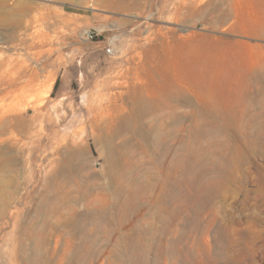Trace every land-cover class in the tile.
<instances>
[{
  "label": "rangeland",
  "instance_id": "1",
  "mask_svg": "<svg viewBox=\"0 0 264 264\" xmlns=\"http://www.w3.org/2000/svg\"><path fill=\"white\" fill-rule=\"evenodd\" d=\"M0 195V264H264V0H0Z\"/></svg>",
  "mask_w": 264,
  "mask_h": 264
},
{
  "label": "bare ground",
  "instance_id": "2",
  "mask_svg": "<svg viewBox=\"0 0 264 264\" xmlns=\"http://www.w3.org/2000/svg\"><path fill=\"white\" fill-rule=\"evenodd\" d=\"M29 7L28 6H26V7H24V8H22V12H23V14H27V13H29ZM38 22V21H37ZM22 23V20H20V19H16L15 21H13V25H19V24H21ZM4 184V183H3ZM1 185H2V183H1ZM3 186V185H2ZM4 187V186H3ZM3 190V189H2ZM2 193V192H1ZM2 194H4V193H2ZM5 195H6V192H5ZM8 196V195H7ZM0 199H1V201H2V199H3V197L0 195ZM4 201H2V203H3ZM5 203V202H4ZM50 205V204H49ZM0 210H1V212L3 213L4 211H5V206L4 205H1V208H0ZM33 234V233H32ZM29 235V234H28ZM34 240V239H33ZM33 242V241H32Z\"/></svg>",
  "mask_w": 264,
  "mask_h": 264
}]
</instances>
